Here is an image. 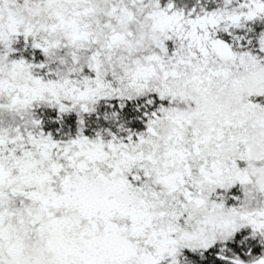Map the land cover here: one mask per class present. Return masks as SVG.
I'll return each instance as SVG.
<instances>
[{
  "label": "snow or ice",
  "instance_id": "1",
  "mask_svg": "<svg viewBox=\"0 0 264 264\" xmlns=\"http://www.w3.org/2000/svg\"><path fill=\"white\" fill-rule=\"evenodd\" d=\"M0 264H264V0H0Z\"/></svg>",
  "mask_w": 264,
  "mask_h": 264
}]
</instances>
